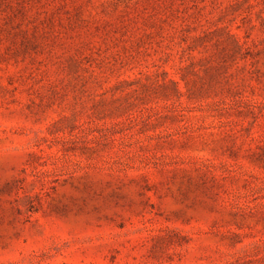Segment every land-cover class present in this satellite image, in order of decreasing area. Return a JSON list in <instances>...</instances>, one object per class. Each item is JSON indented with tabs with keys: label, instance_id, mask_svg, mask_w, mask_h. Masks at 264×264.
Returning a JSON list of instances; mask_svg holds the SVG:
<instances>
[{
	"label": "rangeland",
	"instance_id": "rangeland-1",
	"mask_svg": "<svg viewBox=\"0 0 264 264\" xmlns=\"http://www.w3.org/2000/svg\"><path fill=\"white\" fill-rule=\"evenodd\" d=\"M0 264H264V0H0Z\"/></svg>",
	"mask_w": 264,
	"mask_h": 264
}]
</instances>
